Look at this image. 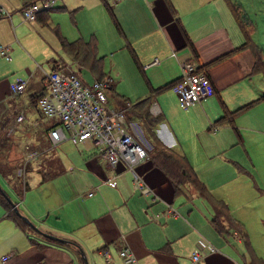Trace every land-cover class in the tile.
Masks as SVG:
<instances>
[{"label":"crops","instance_id":"0c3cea01","mask_svg":"<svg viewBox=\"0 0 264 264\" xmlns=\"http://www.w3.org/2000/svg\"><path fill=\"white\" fill-rule=\"evenodd\" d=\"M20 1L19 9H8L5 5L9 14L0 15V23L6 28L0 31V41L8 47L10 58L0 57L13 62L15 51L24 54L23 48L36 62L46 57L49 49L41 41L36 50L17 34L18 27L13 22L15 12L18 11L27 23L41 20L39 17L24 19L21 7L30 0ZM102 2L109 9L116 29L109 20L110 24L102 25L103 36L98 44L92 36L93 30L88 35L90 38L83 40L93 38L96 52L102 59L100 52L113 53L124 44L134 56L137 67L144 70L148 82L145 86L138 78L139 83L133 90L136 96H144L135 101L145 100L139 105L141 110L135 109L129 115L128 120L134 126L130 131L148 150L158 139L184 157L202 182L189 153L193 150L191 144L197 141L185 137L184 130L189 127L205 135L210 133L206 147L215 137L209 154L222 145L224 157L231 149L244 145L248 126L241 121L240 113L252 105L264 103V98L256 100L264 92V3L261 0L258 4L254 0H120L110 7L106 0ZM50 60L52 67L57 59L49 57L45 62ZM187 63L206 71L214 85V93L183 107L172 88L173 83H167L178 78ZM113 67L116 74L121 75L114 62ZM26 71L28 78L23 80L24 89L18 94L10 92L12 79L7 76L8 69L0 71V119H4L3 124L8 125L14 116L15 120L16 105L22 103L18 98L24 91L30 99L31 94L45 87V75H38L36 67L26 68ZM103 73V77H110ZM133 73L136 75L135 71ZM110 78L112 89L114 80ZM114 94L116 105L115 101L122 94ZM30 102L34 103L32 99ZM249 102L251 104L246 105ZM242 106L244 108L240 109ZM226 109L236 112L230 120H219ZM144 110L149 116L136 115ZM55 123L60 125L49 118L45 126L48 129ZM216 125L218 129L213 128ZM145 128L147 138L143 133ZM262 132L264 127L261 126ZM65 140L75 146L80 144L77 149L79 162H69L55 150V146ZM30 142L34 154L31 156L25 150L28 157L24 160L32 157L33 168L39 169L32 170L29 176L38 173L34 174L38 183L30 180L28 186L36 188L35 198L45 211L37 210L35 214L18 209L33 222L34 227H29L35 232H29L26 231L28 226L22 228L6 217L3 208V219L13 222L12 230L22 232L28 242L21 243V247L13 245L10 256L9 251L1 254V264H84L78 254L80 250L87 264H264V226L258 231L249 228L243 205L250 200L251 194L243 197V187L230 181L237 175H246L239 163H234L235 173L230 170L224 173L221 167L215 172L218 188H229L225 193L217 192L221 197L214 195L212 188L209 190L202 182L211 196L222 199L227 205L228 216L219 214L217 218L222 229L218 230L212 222L215 211L194 186L185 183L181 191L173 193L174 184L166 170L150 159L135 167L142 179L140 187L134 172L131 177L121 166L113 170L90 140L74 143L66 132L65 138L54 145L48 136ZM248 169L253 171L254 168L249 164ZM41 171L46 173L44 180L39 174ZM24 194L21 198L13 196L17 208L24 201ZM176 196H181L178 201H175ZM242 197L244 203L237 202ZM24 209H28L26 205ZM43 232L64 238L66 242L42 238L39 235ZM200 239L207 247L200 248ZM122 248L127 249L132 261L120 255ZM195 251L199 252L197 261L192 259Z\"/></svg>","mask_w":264,"mask_h":264},{"label":"rangeland","instance_id":"374dc122","mask_svg":"<svg viewBox=\"0 0 264 264\" xmlns=\"http://www.w3.org/2000/svg\"><path fill=\"white\" fill-rule=\"evenodd\" d=\"M102 1L103 0H99L100 3L98 4L97 0H93L91 2H89L88 0H53V7L47 11V19L46 16L43 17L44 19H46V22L44 24L41 20H38L34 23H27V21L25 22L21 19V15L18 11L15 12L13 14V22L18 27L17 34L23 37L28 42L29 46L35 48L36 50L40 48V42L42 41L49 49V53L46 57H43L41 60L34 62L33 58L23 48L22 51L24 52V54L21 51L16 50L14 53L15 57L13 62H8L0 57V71L3 72L5 69H8L7 76L12 79V83L17 79L26 80L28 78L26 68L36 67L39 73L38 75H45L51 69V60L49 62H45V60L50 57V59H57L56 64L60 68L66 69L69 67L79 77H81V79L91 83L93 74L91 75V73L88 71L89 68L87 64L83 63V66L80 68L79 63H75L74 61H72L69 53L61 47L59 36H62L66 40H74L78 38L89 39L90 37L88 35L90 31L93 30L94 34L92 36L95 38L98 44L99 38L103 36L102 25L106 23L110 24L108 22L109 20L114 25L111 14L108 11L109 9ZM106 1L107 3H109L110 7H112L116 2H119L120 0ZM254 1L257 4L259 3L258 0ZM261 1L262 3H264V0ZM20 2V0H0V6L7 9L8 7L5 5H8V9L14 10L20 8V6L22 5ZM5 29V26L1 22L0 31L3 32L5 31ZM249 30L251 31V28ZM100 54H103V71L106 75H109L114 80V88L106 91L108 104L117 108L114 104V92H117L119 94L121 93L125 98H128L131 101H135V99L139 97L136 96L137 92H133L135 86H137L139 83L138 78L140 82H142L145 86L148 85V82L146 80L144 70L142 71L137 67L134 56L128 51V49L124 47V44H121L120 47L116 48L113 53L100 52ZM113 62L115 63V66L118 67L121 75L120 73L116 74L113 67ZM32 63H34V65H32ZM37 64L41 66L39 67ZM134 71L136 75H134ZM10 74L13 75L10 76ZM100 78H103V76L98 77L97 79ZM18 100L23 104L21 103V105H16V109L18 111L17 114L21 113L25 115L24 120L21 122L15 121L14 116L13 119L8 122V125H5L4 130L8 131L9 136H5L2 132L0 133V138L7 137L11 142L9 151L6 153L5 158L0 159V185L9 192L8 195L10 196V199L12 201H14L13 196L16 197L14 191L18 187V181H16V179L20 178V175L17 174L19 172L18 164L19 162H21V159H25L26 157H28L25 150H27L29 155L31 156H33L34 154V151L30 150V140H40L41 138L43 139L44 137H47L45 124L46 120L49 118L46 116H39L38 110L30 102V99L26 95L25 91L21 94ZM244 111L245 112L240 113L242 115L240 116L241 121L248 126V128L245 129L246 138L244 141V145H240V147H238L237 149H231L230 154L227 153L226 155H224V157L222 156V145H219L214 153H208V151H211V148L215 143L214 137L213 141L209 142L210 146H205V142L210 138V133L209 135H205V133L203 132L192 131V129H189V127L184 131L185 137L197 141L191 144L193 146V150L189 151V153L192 155L195 161V170L197 171L198 176L204 181L202 182L205 183L209 190H211L210 188H212V193H214V195L219 197L220 195L218 193H225L229 190V188L224 189L222 186L218 188V177L214 179L215 172H217L221 167L225 169L224 173H227L228 170H230L231 173H235L234 163L240 164L246 175H241L243 179L239 175H237L236 178H233L230 181L232 182L231 184L239 185V188L243 187V189L245 190V195L243 197L251 194L250 200L243 205L244 209L247 210L249 221V225L247 224L248 227H251L252 229L258 231L261 227L264 226V224L262 225V221L264 220V132L260 133L261 126L264 127V103L256 104L254 106L252 105ZM28 122L33 123L30 124ZM126 125L129 127V130L134 128L129 120H127ZM215 127L218 129L219 125H216L213 128ZM143 133H145V137L147 138L146 128L145 131L143 130ZM79 145L75 146L69 141L65 140L57 144L55 146V150H58L64 156V158L67 159V161L77 163L80 161L79 152L77 150ZM28 160L30 161L29 163H31L32 157ZM39 163L43 166L42 161H39ZM249 164L253 166V171L248 169ZM201 166L203 168V171L201 170ZM38 169L39 168H33L32 170ZM127 171L131 175V177H133V172H131L129 169H127ZM7 173L15 176V178H8L6 176L8 175ZM30 174L31 172L28 170L26 172L27 183H30V180L38 183V177L34 175L38 173H33L31 178L29 177ZM39 174H41L43 177H46L44 171H41ZM253 174L254 178H251V175ZM11 180H14L13 186ZM242 180H244L245 182H242ZM10 186L12 187V189H10ZM24 192L25 194L23 192L19 193L20 198L24 194V201L18 207V209L21 208L25 212L30 210L35 214L37 210L45 211L44 207L43 209L40 208L37 199L35 198L36 188H31L28 186ZM180 197L181 196H176L175 201H178ZM236 197L239 198L238 195H236ZM243 197L237 202L244 203V200H242ZM222 198L226 200V198ZM25 205L28 208L27 210L24 209ZM22 215L30 221L27 223L24 220L28 224V228L26 229V231L29 230V232H35L29 227L33 226V222H31L27 215ZM14 223H11L5 218L3 219V207L0 205V255L6 251H9L13 245L21 247V243H24L25 245L28 242L26 236L22 232L19 233V231L17 230H12L11 224L13 226ZM14 233H19V235H13ZM43 233L39 236L45 239L48 238V235H50L46 232ZM9 253L11 252L9 251ZM1 262L2 261L0 256V264Z\"/></svg>","mask_w":264,"mask_h":264},{"label":"built area","instance_id":"2783aa9c","mask_svg":"<svg viewBox=\"0 0 264 264\" xmlns=\"http://www.w3.org/2000/svg\"><path fill=\"white\" fill-rule=\"evenodd\" d=\"M52 2L53 0L31 1L21 7L22 16L26 20H36L41 12L53 7ZM2 14L9 13L0 6V15ZM0 55L10 58L8 47L1 41ZM110 84V77L93 78L89 83L69 67L50 69L45 74V87L36 97L34 106L40 116L57 120L60 124L55 123L46 128V135L53 145L64 139L66 132L74 143L90 140L113 170L119 166L130 169L135 174L137 185L142 187V179L135 167L148 160L150 154L144 143L129 130L124 112L108 104L106 91L110 89ZM24 86L25 82L18 79L10 83V92L18 94ZM172 88L183 107L214 93V85L206 71L190 63L183 67ZM15 120L23 121L24 115L17 114ZM198 245L200 248L207 247L202 239L198 240ZM119 252L127 261H132L127 249L122 248ZM198 258L199 252L195 251L192 259L197 261Z\"/></svg>","mask_w":264,"mask_h":264},{"label":"trees","instance_id":"16d2710c","mask_svg":"<svg viewBox=\"0 0 264 264\" xmlns=\"http://www.w3.org/2000/svg\"><path fill=\"white\" fill-rule=\"evenodd\" d=\"M31 1H35V0H31ZM31 1H28L25 4H28ZM107 4L109 5V3ZM47 11L48 10L41 12L38 16L43 22L45 21L43 17L46 16L47 18ZM115 24H117L116 21H115ZM59 41H60L61 46L64 48V50H66L68 53L71 54L73 61L80 64L79 65L80 68L83 66L82 64L84 63V64H87L89 68L88 71L91 73V75L93 74L92 76L94 78L104 76V73L102 70V63H101L102 56L97 54L96 49H95V40L93 38L90 40H83V39L78 38L72 41H68L62 36H59ZM55 68H60V67L56 63H54L51 69H55ZM171 82L173 83L174 80L168 82L167 85H169ZM110 89H111V86H110ZM40 93L41 92H36V93L31 94L30 99H32V102H35L36 97ZM262 98H264V92L261 93L259 97L256 98V100L262 99ZM143 100H145V98L132 102V101H129L128 98H125L123 97V95H121L119 97V100L117 99L115 102H116V107L124 112L128 120L129 115L134 113L135 109L138 111L141 110L139 108V105L144 102ZM250 104L251 102H249L246 105H250ZM244 106L240 107V109H243ZM234 112L236 111H229L226 109L224 110V114H222V116H220L218 119L219 120H225V119L230 120L231 119L230 117ZM140 114H143V115H140ZM136 115L142 116V118H144V116L146 117L149 116V114L145 110ZM3 122H4V119H0V130H1L0 133L2 132L4 133L5 136H9L8 131L4 130L6 123L3 124ZM151 136H153L152 133H151ZM156 140L157 141L152 142L153 143L152 148L148 150L150 154V157H149L150 162H152L157 167L162 168L163 170H166V172L169 175V179L174 184L173 193H177L181 191L182 186L185 183L194 186V188L198 191V193L211 204L213 210L215 211L214 217L212 218V222L214 223V225L217 227L218 230H222L218 223L217 218L219 217V214L228 216L226 212L227 210L226 203L222 199L214 198L208 193L204 184L196 176L192 167L188 164L187 160L184 157L174 153V151L166 147L164 144L160 143L158 139ZM10 143L11 142L8 140L7 137L0 138V159L5 158L6 153L9 151ZM18 165H19V172L17 174L20 175V178L16 179V181H18L17 182L18 187L14 191V193L20 196L19 193L21 192L24 193V191L28 187L26 172L28 170L31 172L33 167L31 163L28 162V160H24V159H21V162H19ZM6 176L10 179L15 178V176L11 174H8ZM46 178L47 176L43 177L41 175L42 180ZM13 182L14 180H11L12 186H13ZM10 189H12V187ZM6 191L7 190H5L0 185V205L4 208L6 217L13 219V221L22 228L28 226V224L18 214H16L15 210L12 207L11 202L7 198V196L10 198V196L8 195L9 192L8 191L6 192Z\"/></svg>","mask_w":264,"mask_h":264},{"label":"water","instance_id":"95a60500","mask_svg":"<svg viewBox=\"0 0 264 264\" xmlns=\"http://www.w3.org/2000/svg\"><path fill=\"white\" fill-rule=\"evenodd\" d=\"M7 198H8L9 201L11 202L12 207H13V209L15 210L16 214H18V215H19L23 220H25L27 223L30 222L25 216H23V215L19 212L16 203H14V202H13L8 196H7ZM48 237H49V238H52V239H56V240L62 241V242H66V240H65L64 238L58 237V236L53 235V234L48 235ZM78 254H79L80 258L82 259V261L84 262V264H87L86 257L84 256L83 251H82V250L78 251Z\"/></svg>","mask_w":264,"mask_h":264}]
</instances>
